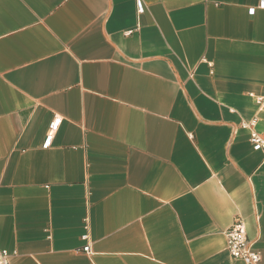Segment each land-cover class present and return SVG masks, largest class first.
<instances>
[{"label": "crops", "instance_id": "1", "mask_svg": "<svg viewBox=\"0 0 264 264\" xmlns=\"http://www.w3.org/2000/svg\"><path fill=\"white\" fill-rule=\"evenodd\" d=\"M261 1L0 0L11 264H264Z\"/></svg>", "mask_w": 264, "mask_h": 264}, {"label": "built area", "instance_id": "2", "mask_svg": "<svg viewBox=\"0 0 264 264\" xmlns=\"http://www.w3.org/2000/svg\"><path fill=\"white\" fill-rule=\"evenodd\" d=\"M142 10V7L139 6ZM259 8L264 10V0L261 1ZM61 124V119L56 118L50 127V135L48 136L45 147H48L52 135ZM251 126V125H250ZM249 126V127H250ZM251 143L257 149L264 153V137L258 134L257 132L252 131L251 133ZM227 240V248L229 253L234 259L241 260L246 264H261L262 256L255 250L254 243L250 242L247 239V228L243 222L235 223L229 230L225 232ZM84 252L89 254L90 247L87 246L84 248ZM15 254H11L8 250L0 247V264H11V259Z\"/></svg>", "mask_w": 264, "mask_h": 264}]
</instances>
